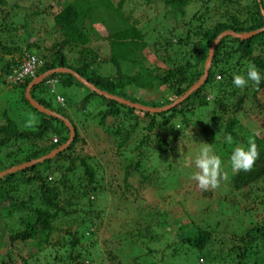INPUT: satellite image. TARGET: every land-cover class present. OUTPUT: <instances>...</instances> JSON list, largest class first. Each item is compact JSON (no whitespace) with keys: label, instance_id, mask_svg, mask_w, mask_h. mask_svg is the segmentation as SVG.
Returning a JSON list of instances; mask_svg holds the SVG:
<instances>
[{"label":"trees","instance_id":"trees-1","mask_svg":"<svg viewBox=\"0 0 264 264\" xmlns=\"http://www.w3.org/2000/svg\"><path fill=\"white\" fill-rule=\"evenodd\" d=\"M123 1L117 0L113 3L112 0H66L54 11H52V3L47 2L44 6H40V10L35 9L24 14V17L50 16L48 18L55 26L60 40H54L47 46H41L32 41L28 42L27 35L20 37L16 33L10 34L12 20L9 8L18 10L19 4L16 0H0V53L11 54L10 61L1 62L5 75L18 63L13 57L14 55L21 56L24 48H43L45 59H43L42 66L36 71V75L58 67L67 68L96 88L124 99L126 98V92H124L126 86L132 85L147 91H155L157 87L164 86L169 91V96H164L160 100L146 101L148 106L160 107L179 98L201 76L203 68L200 64L207 56L211 42L218 34L225 30L247 33L264 27V0H206V2H212L213 8L221 10V18L216 20L212 26L195 32L197 42L193 47L195 53L191 62L186 61L182 66L172 69L165 68V71L159 74L155 71L158 69L157 66L144 67L141 53L151 46L157 50L158 45H161L165 50L170 44L164 41L162 44L155 42L150 46L145 39V34L137 26V21L123 16L121 9ZM143 1L149 3L151 0ZM158 1L180 16L184 14L185 7L190 3V0ZM206 7L207 4L204 8ZM31 22L24 19L21 28L27 25L29 31L34 32ZM45 25L43 23L44 29L42 28L39 33L47 36ZM86 25H90L89 29ZM94 25H100L108 30L106 38L109 46V62L115 67L113 76L102 75L94 70L97 65L96 55L86 46L89 41L90 28ZM21 40L23 44L19 43ZM188 40L189 37L186 35L184 41ZM64 51L71 53L74 60L68 61ZM233 54H237L234 64L231 63ZM241 60L255 64L264 76V30L245 39L228 35L220 38L214 47L204 81L184 99L164 111L154 113L142 111L107 99L88 89H86L88 92L80 104L85 106V103L91 99L94 100L93 110L95 108L97 110L89 113L86 118H91V120L92 117L95 118L97 126H101L107 117H110L118 125V129L122 130L115 132L122 135V143H119L118 146L124 143L132 133V126L136 125L135 121L133 124L127 125L130 126L129 130H123L125 126L119 124L120 118L123 116L130 117V120H137L138 115L142 114L148 119L149 122L145 127L147 135L142 138L138 146L144 144V140H148L149 143L153 140L152 142L161 145L163 139L155 131H163L169 117H184V112L188 107L195 109L209 107L211 112L209 119L219 134L217 137H221L223 141V149L226 153L225 156H222L223 160L227 159L231 165L232 150L236 146L247 147L250 139L255 141L260 152L259 159L256 160L250 172L241 171L231 175L227 183V190L237 197L229 202L237 205L244 202L241 208L247 214L256 212L259 207L264 211V186H255L253 189L251 187L257 181L264 179V135L257 136L251 133L249 136H245V134H241L239 122L235 118V114L241 109L246 97L244 92L239 94L238 88L232 83L233 67L237 73L239 71L238 63ZM217 61H220V66ZM188 69L194 72L189 80L185 76ZM129 71H131L130 75H128ZM48 78L55 79L56 83L63 87L72 85V81L79 82L70 73L57 72L46 76L29 90V95L34 101L61 115L72 125L74 136L63 150L51 157L0 176V214L4 218L6 239L9 243L23 242L37 237L35 245L38 250H43L48 246L54 252L60 251L57 255L53 252L52 258L60 259L61 262L63 260V264L67 260L71 264H83V261L90 259V256L86 250L77 247V244L83 237L92 236L98 230L99 226L94 220H99L104 212H102L103 209L94 207V201L97 200L100 193L106 192V190L115 195L114 190L111 192L108 190L110 187L106 188L108 184H111L109 180H112L113 174L105 175L101 169L99 175L94 163H89L90 155L76 150L75 145L79 140L83 143L84 139L79 135L76 124L62 112L66 111L62 107L65 105L63 98L56 95V100L59 99L57 101L61 103V106H58L59 110H52L48 103L49 100L35 92L37 88L44 86V81ZM30 80L31 78H25L18 84L19 102L36 113L38 118L35 123L31 124L32 127H26V125L18 127L14 118L12 119L7 113L1 112L3 122L0 123V149L17 142L22 145L19 147L16 146L20 144L14 145L16 149L13 151L15 154L18 152L19 157L7 164L2 165L0 162V171L45 155L64 143L68 137V130L61 120L38 111L25 99L24 89ZM259 88L264 90V80ZM52 89L53 87H51ZM232 98H235L234 104L230 103ZM129 101L143 102L132 96ZM85 111L86 109H83L82 113H86ZM236 129L238 132L240 131L241 136ZM227 134L232 135V144L224 143V137ZM50 135L56 136V140L51 141V137L48 139ZM153 135L156 136L153 137ZM143 155V152H138L135 160H129L122 166L123 190L129 194L131 193L128 191L127 180L131 171L137 172L139 168L141 169ZM75 172L77 173L73 176ZM142 178L145 176L142 175ZM117 197L123 203L125 199H128L123 192H120ZM136 199L134 196L132 200L135 202ZM247 201L248 204H246ZM143 207L145 211H142L143 208L136 207L134 211H127L129 215H133L129 229H125L130 232V237L129 239L122 238L125 243H129L128 251L131 244L136 241L138 249L143 250L142 256L155 253L158 250V248L155 249V245L164 244L161 249H166L167 245V247H171L174 254L183 256L190 254L195 258L196 264L199 259L205 260L202 264H207L208 261L210 264H264V215L247 227L243 234L231 233L232 237L229 236L227 239L215 237L214 231L208 227L197 228L195 235L182 237L175 242L174 240L168 241V232L171 229L170 226H167L165 219H169L171 215L165 211H162L161 214H148L150 213L148 208L145 205ZM114 210H116L113 211L116 212V215L122 214V212H117V207ZM142 213L143 215H141ZM172 220H174L173 224L177 226V228L175 227L177 229L175 234H177L185 224L174 213ZM119 243L120 241L114 242L109 238H104L100 244L93 242L91 246L98 245L101 254L103 252L106 254L103 260H108L109 264H123L121 259L123 253ZM61 253L65 254L63 259L59 257ZM140 258L141 256L135 259L132 264H138ZM144 261L146 260L139 264ZM0 263L6 264L4 261H0ZM22 263L32 264L24 259ZM156 263L158 264L156 261L149 264Z\"/></svg>","mask_w":264,"mask_h":264},{"label":"rangeland","instance_id":"rangeland-1","mask_svg":"<svg viewBox=\"0 0 264 264\" xmlns=\"http://www.w3.org/2000/svg\"><path fill=\"white\" fill-rule=\"evenodd\" d=\"M116 1L112 0L113 3ZM16 2L19 4L18 10L9 8L12 20L10 23V34L16 33L20 37L21 35H27L29 37L28 42L32 41L41 46H47L54 40H60L55 26L48 18L50 17L49 15L24 17V14L35 9L40 10V6H44L47 2L52 3V11H54L56 7L61 6L66 0H16ZM205 4H207L206 8H204ZM121 9L123 16L137 21V26L145 34V39L150 46L155 42L162 44L164 41L170 44L165 50L162 49L161 45L156 47L157 50H155V47L149 46L148 50H144L141 53L144 67L153 68L157 66L158 69L155 71L159 74H162L165 68L172 69L182 66L186 61L191 62L195 53L193 47L197 42L195 32L212 26L216 20L221 18V10H216L212 7V2H206V0H190L182 16L177 12H172L171 9L158 0H151L149 3H145L143 0H124ZM24 19L32 21L33 25H30L33 26L34 32H30L27 25L21 28ZM43 23L47 25V27L45 25L47 36L39 33L42 28L44 29ZM86 26L89 29L90 25ZM89 34V41L86 46L96 55L97 65L94 67V70L102 75L113 76L115 67L109 62V46L106 38L108 30L100 25H94L90 28ZM186 35L189 37L187 42L184 41ZM19 43L23 44L22 40ZM42 49L24 48L21 56L13 54V57L16 61H20L25 53L33 52L39 60L43 61L45 59V52ZM64 52L68 61L74 60L71 53ZM10 55L0 53V114L3 111L11 116L12 119L14 118L13 120L18 127L22 125L29 127V125L37 121L38 115L19 102L18 94L20 90L17 87L18 84L11 85L5 81V73L1 67V62L10 61ZM236 60L237 54H233L231 63L234 64ZM205 61L206 57H204L200 64L202 68ZM217 62L220 66V61ZM249 65H251L250 61H239V71L235 73V67H233L232 75H246ZM193 73L192 70L188 69L185 73L186 78L188 80L191 79L194 75ZM260 73L264 77L262 72ZM130 74L131 71H129L128 75ZM215 78L217 79V76ZM72 83L70 86L63 87L55 82L51 90L52 86L44 82V86L37 88L35 92L42 94L49 100L48 103L52 110H59L58 106H61V103L57 101L59 99L57 98L56 100V95L63 98L65 105L62 104V107L66 111H60L65 113L76 124L79 135L84 139L83 143L79 140L75 145L76 150L90 155L89 163H94L93 165L95 169L97 168L99 175L101 169L105 175L113 174L112 180H109L111 184H108L106 188L110 187L108 190L111 192L115 191V195L110 192L108 193L106 190V192L100 193L97 200L94 201V207H99L104 212L99 220L91 218L98 224V230L92 236L83 237L81 242L77 244V247L86 250L90 256V259H85L83 264H87L88 262V264H109L108 260H103L106 255L105 252L101 254L98 245L91 246L93 242L100 244L104 238H109L114 242L120 241L123 264H132L140 256L138 264L143 260L146 261L142 262V264H149L155 261L158 264H196L195 258L190 254L187 256L174 254L171 247L169 248L167 245L166 249H161L164 244L155 245V249L158 248L155 253L142 256L143 250L138 249L139 246L135 241L129 247V252V243H125L122 238L129 239L130 237V232L125 229H129L128 227L133 215H129L127 211H134L135 207L143 208L142 211H145L143 207L145 205L148 208V212H150L148 214H161L162 211H165L168 215H171L169 219H165L167 226H170L171 229L168 232V241L174 240L175 242L182 237L195 235L197 228L208 227V229L214 231L213 235L215 234V237L227 239L231 236V233L236 235L243 234L247 227L263 217L264 211L260 207L256 212L247 214L241 208L244 202H240L239 205L229 202L231 199L237 197V195L227 190V183L233 171L231 165L227 162L228 160L222 159V156H225L226 153L223 149V141L221 137H217L219 134H217L214 124H212L213 122L209 119V115L211 114L209 107L202 109L188 107L184 112V117H169L163 131H155L163 139L161 145L152 142L153 140L151 143L148 140H144L145 143L138 146L142 138H145L147 135L145 127L149 121L142 114L138 115L137 120H130V117L123 116L120 118L121 122L119 123L125 126H122L123 130H129L130 126L127 125H131L135 121L136 125L132 126V133L124 143L118 146L119 143H122V135L115 132H121L122 130L118 129V125L110 117H107L101 126L96 125L95 118L92 117V120L91 118H86L89 113L97 110V108L93 110L94 100L91 99L85 103V106L81 105L80 103L84 99V95L88 92L86 91L87 88L75 81H72ZM124 92H126V100H129L132 96L143 101L133 103L144 106H148L146 105V101L160 100L164 96H169V91L164 86L157 87L155 91H147L146 89L130 85L125 87ZM242 92L245 93L246 97L243 100L241 109L235 114V118L238 120L241 128V134L249 136L253 133L257 136H263L264 90L255 88L249 82L245 88H238V93L241 94ZM230 103L234 104L235 98H232ZM98 107L101 108V106ZM83 109H86V113H82ZM2 120L0 115V123L3 122ZM175 126H179V128ZM238 134L240 135V131ZM50 137L51 141L56 140V136L50 135L48 139ZM205 143H208L214 154L221 157L222 171L229 177L227 181L222 180L220 187L214 191H202L197 186V182L192 179L194 173L198 171L194 161L199 154V150L205 146ZM17 144L20 143L17 142L14 145ZM14 145H7L0 149V162L2 165L12 160L14 161L19 157L18 152L15 154L13 150L22 144L16 147ZM138 152H143L144 155L141 158V169L139 168L137 172L131 171L130 177L127 180L128 191L131 193L129 194L123 190L124 182L121 178L123 176L122 166L127 161L129 162V160H135ZM77 172L79 171L77 170ZM142 175L145 178H142ZM146 176L148 177L147 180ZM255 186H264V179L257 181L256 184L251 186L252 189ZM134 190H137V192H134ZM120 192L125 193L128 197V199L124 200V203L117 197ZM134 196L137 198L135 202L132 200ZM246 204H248V201ZM116 207L118 208L117 212H122V214L118 213L116 215V212H113L116 211L114 210ZM173 213L185 224L184 228L177 234H175L177 232L175 227L177 228V226L173 224L174 220H172ZM137 215L139 216V214ZM36 238L23 242H14L13 244L9 243L6 239L4 218L0 214V261H4L6 264H23L22 260L24 259L32 264H63V260L61 262L60 259L52 258L54 252L52 248L47 246L43 250H38L35 245ZM59 252L54 253L57 255ZM72 252L74 253L75 251L73 250ZM64 256L65 254L63 255L62 253L59 255L62 259ZM204 261L199 259L197 263L202 264ZM206 263L210 264L209 261ZM65 264L71 263L67 260Z\"/></svg>","mask_w":264,"mask_h":264},{"label":"clouds","instance_id":"clouds-1","mask_svg":"<svg viewBox=\"0 0 264 264\" xmlns=\"http://www.w3.org/2000/svg\"><path fill=\"white\" fill-rule=\"evenodd\" d=\"M262 79L264 77L261 76L255 64H251L247 68L246 75L235 74L232 83L235 87L243 89L248 86L249 82H252L253 86L259 89ZM29 127H32V125H29ZM175 127L179 128V126ZM224 141L227 144H232V135L227 134L224 137ZM259 156L260 152L257 144L252 139L248 141L247 147L236 146L230 156L233 173L238 174L241 171L250 172ZM194 163L198 171L194 173L192 179L197 182V186L202 191H214L220 187L222 180L227 181L229 179L228 175L222 171L221 157L214 154L208 143H205V146L199 150Z\"/></svg>","mask_w":264,"mask_h":264},{"label":"water","instance_id":"water-1","mask_svg":"<svg viewBox=\"0 0 264 264\" xmlns=\"http://www.w3.org/2000/svg\"><path fill=\"white\" fill-rule=\"evenodd\" d=\"M261 30H264V27L260 28L259 30H255V31L247 32V33H235V32H232L230 30H225V31L221 32L220 34H218L217 37L211 42V45H210V47L208 49L207 56H206V61H205L204 67H203V72H202V75L200 76V78L193 85H191L189 87V89L186 90L179 98H177L172 103H170L168 105H165L163 107H148V106L140 105V104H137V103L135 104L133 102H130L129 100L123 99V98L118 97V96L111 95V94H109V93H107V92H105L103 90H100V89L96 88L93 84L89 83L86 79L82 78L77 73H75L74 71H72L70 69H67V68L58 67V68L47 70V71L37 75L35 78L30 80V82L25 87L24 93H23L24 97L28 101V103L32 107L37 109L38 111H41V112H43V113H45L47 115L53 116V117L58 118L59 120H61L63 122V124L66 126L67 130H68V137H67V139H66V141L64 143H62L57 148L51 150L50 152H48L45 155H42V156H40L38 158H35V159H32V160H30L28 162H23V163L11 166L9 168H6V169L0 171V176L4 175L5 173L12 172L14 170H17V169H20L22 167L28 166L30 164H34V163L40 162V161H42V160H44V159H46L48 157H51L52 155H54V154L60 152L61 150H63L70 143V141L72 140V137L74 135V129H73L72 125L64 117H62L61 115H59V114H57V113H55V112H53V111H51V110H49L47 108H44L43 106L38 104L29 95L30 88L33 85L38 84L39 82H41L42 79L45 78L46 76H48V75H50L52 73H57V72L70 73L75 80H77L79 83H81L89 91H92V92H94V93H96L98 95L104 96L107 99L115 100V101H117L119 103H122V104H125V105H127L129 107H133V108H136V109H139V110H142V111H148V112H151V113L164 111V110L168 109L169 107L174 106L175 104H177L182 99H184L190 92L195 90L204 81V79L206 78L207 73H208V67L210 65V61H211V57H212V53H213L214 47H215L216 43L218 42V40L220 38L228 35V36L235 37V38H238V39H245V38H248V37L252 36L256 32L261 31Z\"/></svg>","mask_w":264,"mask_h":264},{"label":"built area","instance_id":"built-area-1","mask_svg":"<svg viewBox=\"0 0 264 264\" xmlns=\"http://www.w3.org/2000/svg\"><path fill=\"white\" fill-rule=\"evenodd\" d=\"M42 64L43 61L39 60L36 55L27 52L21 60L18 61L17 65L12 67L5 75V81L11 85H15L21 83L25 78H31L32 80L37 76L36 71L42 66ZM44 82L53 87L56 80L48 78Z\"/></svg>","mask_w":264,"mask_h":264}]
</instances>
